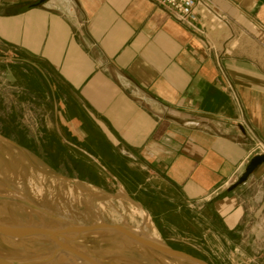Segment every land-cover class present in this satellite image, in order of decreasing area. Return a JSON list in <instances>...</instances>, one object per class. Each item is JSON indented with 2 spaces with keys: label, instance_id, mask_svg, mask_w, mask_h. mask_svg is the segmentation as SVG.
Instances as JSON below:
<instances>
[{
  "label": "crops",
  "instance_id": "obj_1",
  "mask_svg": "<svg viewBox=\"0 0 264 264\" xmlns=\"http://www.w3.org/2000/svg\"><path fill=\"white\" fill-rule=\"evenodd\" d=\"M210 1L228 26L200 35L152 0H0V78L44 121L46 167L98 166L174 232L190 216L208 262L264 264V163L227 191L247 128L264 143V0Z\"/></svg>",
  "mask_w": 264,
  "mask_h": 264
},
{
  "label": "rangeland",
  "instance_id": "obj_2",
  "mask_svg": "<svg viewBox=\"0 0 264 264\" xmlns=\"http://www.w3.org/2000/svg\"><path fill=\"white\" fill-rule=\"evenodd\" d=\"M16 99L17 98L14 97V89L12 86L11 88L5 86L2 78H0V161L2 168L14 172L15 177L17 173L15 167L16 164L23 163V165H18L19 167L21 166L19 168L21 174L20 183H18L17 180L12 181L6 178L2 174L0 167V194L3 195V199L0 200V227L6 229L5 227L9 224L27 225L30 222H34V224L38 226L45 224L47 228L58 230L61 223H67L70 224L71 231L69 235L68 233L67 235L65 233H59L57 235L59 238H64L66 236L68 238L67 242L69 244V250L66 249L62 251L61 254L58 252V249L49 236L43 237L36 234L33 236L34 233L16 236L15 234L12 235V233L4 231L1 233L0 231L1 259L13 264H74L70 257L75 255L81 257L87 263L90 262V264H93V262L95 264H164L165 262L166 264H200L184 257L190 256L204 262L205 264H218L208 262L206 260L205 249L195 247L194 243L190 241V237L193 235L191 234L193 232H191L190 216L186 215L181 219L182 233L174 232L173 229L175 227H180V224L176 223L178 221H175V217L172 215L166 217L155 214L154 212L159 211V205L157 203L151 202L150 207H144L129 194L128 183L125 184L118 180L120 184H117L110 175L98 166H94L90 171H85L84 169L77 167L67 168L62 166L60 155H54L53 162L58 166L54 168L46 167L43 162L47 159H51V157L44 151L35 150V139L40 140L41 137L38 133L37 135L34 134L36 123H38V132L45 130V126L43 125L44 121L30 118L29 113L31 110L35 111L34 106L30 103L20 104ZM32 127H34V132L33 129H31ZM5 152L11 153L10 160L5 158ZM14 157L17 158L14 159ZM12 162L15 168L12 166ZM27 165L29 168L26 167ZM29 169L30 172H28ZM33 174L37 175L34 176ZM51 178L53 181L55 180L56 185H53L54 182ZM33 179L36 180L33 181ZM31 182L36 187L41 186L44 189L42 201L33 198L30 188ZM36 182L38 185H36ZM39 184H42L43 186H39ZM120 186L128 198H120L118 194ZM47 189L48 191L52 189L49 193H53L50 195ZM68 189L70 190V193ZM13 192L23 195L25 199L30 201L32 206L24 208L10 200L8 197H5ZM131 202L137 203L148 213L151 222L150 225L152 224L151 226L153 228L155 227L154 229L159 238V245L146 241L141 242L139 244L142 245L145 250L142 251L136 247L137 245L126 239V237L129 238V236L124 233L123 230L121 231V228L118 230L119 223H123L124 226L130 228H137L140 226L139 217L137 218L136 215L134 216L131 211ZM203 203L204 201H191L188 204V208L192 209V211L199 212L203 207ZM75 205L76 207L74 208ZM38 206L40 210L37 209ZM96 209L99 210L100 214L97 217L95 214ZM101 210H103V212ZM123 211H125V213H123ZM102 213H104V216ZM107 214L110 216H107ZM93 218H103L102 220L105 225H115V228H109L105 225L102 226L103 228H100V226L94 224L95 221ZM85 227H91L94 229L90 228L91 230L86 229L80 232V229ZM96 228H100V230L97 231ZM168 229H171L172 231ZM74 230L79 232L77 233ZM159 249L163 251H160ZM65 253L69 255V260L63 262L60 259V255L64 256ZM89 260H92V262Z\"/></svg>",
  "mask_w": 264,
  "mask_h": 264
},
{
  "label": "bare ground",
  "instance_id": "obj_3",
  "mask_svg": "<svg viewBox=\"0 0 264 264\" xmlns=\"http://www.w3.org/2000/svg\"><path fill=\"white\" fill-rule=\"evenodd\" d=\"M4 146V145H3ZM0 148H1V146H0ZM1 151V150H0ZM4 155H5V158H7V159H9L10 160V156H11V153H7V152H5L4 153ZM16 156V155H15ZM13 157V156H12ZM15 158H17V157H14V159ZM17 160V159H16ZM14 162H15V160H14ZM17 163V162H16ZM0 164H1V161H0ZM18 165H23V163L22 164H16V171H17V173H16V177H15V174H14V172H11V171H9L8 169H6V168H2V164H1V172H2V174L6 177V178H8L9 180H12V181H14V180H17V182L18 183H20V167L18 166ZM12 166L14 167V165H13V162H12ZM8 167V166H7ZM14 167V168H15ZM26 167H28V165L26 166ZM24 168V167H23ZM29 168V167H28ZM18 169V170H17ZM26 169V168H25ZM24 169V170H25ZM31 169V168H30ZM30 169H29V171L28 172H30ZM23 171V170H22ZM31 172H32V169H31ZM22 173V172H21ZM24 173V172H23ZM25 173H26V171H25ZM33 173V172H32ZM37 173H38V171H37ZM1 174V175H2ZM56 174V173H55ZM26 175V174H25ZM34 176L35 175H37V174H33ZM24 176V175H23ZM39 176V175H38ZM37 176V177H38ZM44 176V175H43ZM39 177H41V176H39ZM29 178V177H28ZM43 178V177H42ZM45 178V177H44ZM23 179V178H22ZM31 179V178H30ZM39 179V178H38ZM46 179V178H45ZM36 180V179H35ZM34 179H33V181H35ZM40 180H41V178H40ZM48 180V179H47ZM51 180H52V178H51ZM25 181V180H24ZM46 181V180H45ZM53 181V180H52ZM59 181V180H58ZM26 182H27V180H26ZM30 182V181H29ZM40 182V181H39ZM38 182V183H39ZM43 182V181H42ZM49 182V181H48ZM54 183H53V185L55 184L56 185V182H55V180L53 181ZM73 182V181H72ZM14 183V182H13ZM41 183V182H40ZM57 183H59V182H57ZM45 184V183H44ZM49 184V183H48ZM47 184V185H48ZM36 185H38L37 184V182H36ZM40 185H42V184H39V186ZM43 186V185H42ZM50 186H52V185H50ZM67 186V185H66ZM72 187H73V184H72ZM30 188H31V194H32V196H33V198L35 199V200H43V191H44V189L40 186V187H36L32 182H31V185H30ZM48 188V187H47ZM50 188V187H49ZM52 188V187H51ZM58 188V187H57ZM66 188V187H65ZM78 188V187H77ZM86 188V187H85ZM53 189V188H52ZM52 189H50V190H52ZM62 189H63V186H62ZM67 189V188H66ZM46 190V189H45ZM49 190V191H50ZM54 190V189H53ZM56 190V189H55ZM69 190V189H68ZM67 190V191H68ZM90 190H92V189H90ZM94 190H95V188H94ZM47 191H48V189H47ZM49 191H48V193H49ZM63 191V190H62ZM73 191V190H72ZM71 191V192H72ZM52 192V191H51ZM56 192V191H55ZM78 192V191H77ZM80 192V191H79ZM99 192V191H98ZM53 193V192H52ZM51 193V194H52ZM60 193V192H59ZM68 193V192H67ZM66 193V194H67ZM69 193H70V190H69ZM72 193H74V192H72ZM50 194V193H49ZM50 194V195H51ZM57 194V193H56ZM118 194H119V196H120V198L121 199H126V198H128L127 196H126V194L124 193V191L122 190V188H121V186L119 187V190H118ZM55 195V194H54ZM62 195V194H61ZM63 195H65V194H63ZM76 195H77V193H76ZM74 196V195H73ZM3 197V195H1L0 194V200L1 199H3L2 198ZM5 197H8L10 200H12V201H14L15 203H17L18 205H20V206H22V207H26V208H29L30 206H32V204L30 203V201H28L27 199H25L24 197H23V195H21L20 193H16V192H13L12 194H8V195H6ZM58 197V196H57ZM61 197V196H60ZM65 197V196H64ZM64 197H63V199H64ZM56 199V198H55ZM58 200V199H57ZM70 200V199H69ZM72 200V199H71ZM75 200V199H74ZM120 200V199H119ZM32 201V200H31ZM55 201V200H54ZM62 201V200H61ZM64 201V200H63ZM79 201V200H78ZM95 201V200H94ZM121 201V200H120ZM33 202V201H32ZM69 202V201H68ZM77 202V201H76ZM80 202V201H79ZM97 202V201H96ZM54 203V202H53ZM70 203V202H69ZM73 203H75V202H73ZM72 203V204H73ZM124 203V202H123ZM132 203V205H130V206H132V213L134 214V216L136 215L137 216V218L139 217V219H140V226L139 227H137V228H130V227H128V226H124V224L123 223H119L120 225H119V229L118 230H120V228H121V231L123 230V232L124 233H126L128 236H129V238L128 237H126V239L129 241V242H131V243H134L135 245H137L136 247H138L140 250H142V251H145L144 249H143V246L142 245H140L139 243H141V242H144V241H146V242H149V243H152V244H156V245H159V238H158V236H157V233H156V231H155V227L153 228L151 225H150V218H149V216H148V214H147V212L144 210V209H142L137 203H133V202H131ZM60 204H61V202H60ZM65 204V203H64ZM89 204V203H88ZM38 205V204H37ZM77 205V204H76ZM76 205L74 206V208L76 207ZM36 206V205H35ZM93 206V205H92ZM70 207V206H69ZM103 207V206H102ZM127 207V206H126ZM40 208H41V206H40ZM105 208H106V205H105ZM19 209V208H18ZM23 209V208H22ZM37 209H39V206H38V208ZM110 209V208H109ZM129 209V208H128ZM11 210V209H10ZM16 210V209H15ZM28 210V209H27ZM40 210V209H39ZM54 210V209H53ZM63 210V209H62ZM125 210V209H124ZM73 211H75V210H73ZM82 211H84V210H82ZM102 212H103V210H101ZM14 212V211H13ZM38 212V211H37ZM48 212V211H47ZM53 212V211H52ZM127 212H128V210H127ZM56 213V212H55ZM79 213V212H78ZM117 213V212H116ZM123 213H125V211H123ZM129 213V212H128ZM127 213V214H128ZM95 214H96V217L97 216H99L100 214H99V210L98 209H96L95 210ZM104 213H102V215H103ZM131 215V214H130ZM51 216V215H50ZM76 216V215H75ZM104 216V215H103ZM107 216H110L109 214H107ZM115 216V215H114ZM128 216V215H127ZM132 216V215H131ZM64 217V216H63ZM31 218V217H30ZM67 218V217H66ZM92 218V217H91ZM112 218V217H111ZM85 219V218H84ZM94 219V218H93ZM103 219V218H102ZM101 218H96V219H94V224L95 225H98V226H100V228H103L102 226L103 225H105V223L103 222V220H102ZM33 220V219H32ZM54 220H56V219H54ZM80 220V219H79ZM119 220V219H118ZM122 220V219H121ZM9 221V220H8ZM59 221V220H58ZM107 221V220H106ZM77 222V221H76ZM124 222H125V220H124ZM13 223V222H12ZM107 223V222H106ZM95 225H94V228H95ZM109 225V224H108ZM76 226H77V224H76ZM82 226V225H81ZM115 226V225H114ZM118 226V225H117ZM55 227V226H54ZM2 228V227H1ZM6 229H5V231L7 232V233H12V235H16V236H20V235H22V234H32V233H34V235L33 236H35V234L36 235H40V236H49L50 238H51V241L53 242V244H55V246H56V248L58 249V252L61 254L62 253V251H64V250H66V249H68V246H69V244H68V242H67V236L66 237H64V238H59L57 235L59 234V233H65L66 235H67V233H68V235L70 234V231H71V228H70V224H67V223H61L60 225H59V227H58V230H55V229H50V228H47V226L45 225V224H43V225H40V226H38V225H36V224H34V222L33 223H29V224H27V225H22V224H9L8 226H6L5 227ZM91 228V227H90ZM90 228H81L80 229V232L82 231V230H86V229H90ZM94 228H91V229H94ZM98 228V227H97ZM96 228V229H97ZM100 228L99 229H97V231L98 230H100ZM3 229V228H2ZM76 229V228H75ZM90 229V230H91ZM106 230V229H105ZM74 231H76V230H74ZM77 232V231H76ZM79 232V231H78ZM77 232V233H78ZM107 232V231H106ZM112 232H114V231H112ZM1 233H2V231H1ZM91 233H92V231H91ZM116 233H117V231H116ZM76 234V233H75ZM74 234V235H75ZM110 234V233H109ZM118 234V233H117ZM147 234V235H146ZM9 235V234H8ZM62 235V234H61ZM103 235V234H102ZM119 235V234H118ZM15 236V237H16ZM95 236V235H94ZM31 237V236H30ZM43 237H40V238H43ZM124 237V236H123ZM122 237V238H123ZM119 238L121 239V237H120V235H119ZM46 239V238H45ZM120 243H122V242H120ZM78 245V244H77ZM76 245V246H77ZM81 245V244H80ZM117 246V245H116ZM115 246V247H116ZM80 247H82V246H80ZM118 247H120V246H118ZM121 247H123V246H121ZM73 248H75V247H73ZM72 248V249H73ZM69 250V249H68ZM66 252V251H65ZM49 256V255H48ZM45 257V256H44ZM62 257V258H61ZM41 258V257H40ZM58 258V257H57ZM60 259H61V261H63V262H66V260H69V255L67 254V253H65V255L64 256H61L60 255ZM70 259H71V261L74 263V264H90V262L89 263H87V262H85V260H83L81 257H78V256H75V255H73V256H71L70 257ZM86 259H88V258H86ZM36 260V259H35ZM34 260V261H35ZM57 261H58V259H57ZM89 261H91L92 262V260H89ZM166 261V260H165ZM70 263V262H69ZM93 264H95L94 262H93ZM164 264H166V262L164 263Z\"/></svg>",
  "mask_w": 264,
  "mask_h": 264
},
{
  "label": "built area",
  "instance_id": "obj_4",
  "mask_svg": "<svg viewBox=\"0 0 264 264\" xmlns=\"http://www.w3.org/2000/svg\"><path fill=\"white\" fill-rule=\"evenodd\" d=\"M162 7L178 24L200 35H206L208 31L227 27L226 16L214 6L210 0H152ZM250 136L251 148L247 155L250 159L254 155L264 154V143L257 139L251 129L247 128ZM237 177L231 181L234 182ZM264 198V188L258 187L252 202L258 205ZM203 200H199L202 202ZM257 240H264V217H259L255 224Z\"/></svg>",
  "mask_w": 264,
  "mask_h": 264
},
{
  "label": "water",
  "instance_id": "obj_5",
  "mask_svg": "<svg viewBox=\"0 0 264 264\" xmlns=\"http://www.w3.org/2000/svg\"><path fill=\"white\" fill-rule=\"evenodd\" d=\"M263 163H264V154L252 156L247 161L243 171L240 173V175L237 177V179L229 185V187L227 188V191H231V190L235 189L237 186L245 183L247 181L248 177L251 174H253ZM105 226L109 227V228H115V226H112V225H105ZM0 231L6 232L5 229H2L1 227H0ZM159 250L163 251L161 249H159ZM184 257H186L192 261L198 262L200 264H205L204 262H202L198 259L192 258L190 256H184ZM0 264H13V263L0 258Z\"/></svg>",
  "mask_w": 264,
  "mask_h": 264
}]
</instances>
